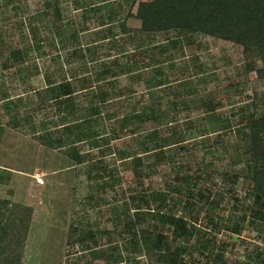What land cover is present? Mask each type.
I'll return each instance as SVG.
<instances>
[{"label":"rangeland","instance_id":"374dc122","mask_svg":"<svg viewBox=\"0 0 264 264\" xmlns=\"http://www.w3.org/2000/svg\"><path fill=\"white\" fill-rule=\"evenodd\" d=\"M131 4L132 0H0V169L11 172L0 170V200L32 209L22 264H113L115 257L117 264H160L123 232L132 214L129 188L138 193H170L184 178L191 179L194 212L182 206L185 182L180 184L181 193L170 194L162 208L189 218L195 227L181 264H261L264 222L257 217L260 208L253 201V184L244 176L248 154L239 131L244 112L264 113V74L255 71L263 69L264 50L200 34L136 33L141 24L129 16L136 11ZM80 8L88 11L87 18ZM108 13L117 14L111 26L116 37L102 41ZM121 24L132 32L120 34ZM56 27L61 29L59 35ZM74 32L79 47L92 45V58L87 53L84 60L70 57L74 49H82L72 42ZM167 39L180 44L166 54L152 50L151 43L158 48ZM140 43L148 46L151 51L145 54H154L156 62L136 49ZM16 50L23 53V61L10 58ZM135 63L136 69L121 73V68ZM248 64L254 71L248 70ZM103 67L120 72L111 78L114 86L103 89L90 84L95 88L85 89L73 79L81 75L92 80ZM157 69L168 83L156 90L160 100L153 107L160 113L167 111L170 122L147 121L141 131H134L131 124L120 125L122 116L147 113L155 105L146 80L156 77ZM64 78L71 79L76 91L70 97L76 105L73 110L47 100L43 90L48 81L59 83ZM184 80L194 84V93L183 91ZM100 88L112 96L87 126L96 135L95 144L71 143L78 140L83 125L73 128V140L64 148L46 147L44 137H68L62 126L79 124L89 107L97 105L92 97ZM182 91L187 109L181 105L173 109L171 102ZM209 99L220 104L212 115L231 121L230 127L214 134L210 114L202 106ZM154 129L162 139L180 133L184 137L183 143L163 149L166 161L159 164L152 154H141L140 143ZM72 151L84 157L81 165L71 158ZM120 152L141 155L140 177L133 175L130 159L121 160ZM225 174L238 179L228 182ZM177 198L181 204H174ZM88 232L92 239L77 241Z\"/></svg>","mask_w":264,"mask_h":264},{"label":"trees","instance_id":"16d2710c","mask_svg":"<svg viewBox=\"0 0 264 264\" xmlns=\"http://www.w3.org/2000/svg\"><path fill=\"white\" fill-rule=\"evenodd\" d=\"M106 1V0H105ZM136 6L135 14L129 15L140 21V28L136 30V33L146 34L150 36L165 35L168 33H175L178 36L200 34L209 36L214 39L230 42L235 45H239L243 48L253 50H264V0H152L149 2H138L132 0L131 7ZM82 11V17L87 18L88 11L85 8H80ZM79 11V12H80ZM89 12H93L91 9ZM94 16V15H93ZM117 17L116 13H108L106 15V23L102 26L107 27L102 32L101 40L113 39L116 37L112 31V25ZM123 21V20H122ZM120 34L129 35L132 30L128 29L125 24L119 25ZM57 35H59L60 27L55 28ZM72 42L75 46L79 47L78 33L74 32L71 35ZM152 50L160 52V54H166L171 48L180 44L179 41L166 40L164 45L155 47L154 43H151ZM92 45H84L82 49H74L71 52L70 57L85 59L86 53L92 58L95 54L91 52L89 47ZM147 45L140 43V46H136L138 51H142L145 54L151 50L147 49ZM147 49V50H146ZM84 52V54L82 53ZM141 54L140 56H143ZM10 58L14 62L23 61V53L19 50L12 51ZM151 56V61L156 62V58ZM88 58V57H86ZM264 65V60L262 61ZM248 70L254 71L252 64H248ZM136 63L134 65L125 66L121 68V73L125 72L123 69L130 72L136 69ZM256 74H264V66L261 70H255ZM155 76L146 80L147 90L149 97L155 105L148 110L147 113L133 112L125 116H122L119 123L122 126L131 124L134 131H141L143 125L147 121H153L156 124H166L170 121L167 120V111L160 113L159 110L153 106L158 104L160 97L156 90L161 87H165L168 83L164 77L163 72L160 69L154 71ZM120 75V72H116L111 67H103L98 75L92 80L85 77L76 76V83H81L83 86H87L85 89L95 88L93 85H99L103 87H112L116 81L111 79ZM161 76L163 79H159ZM73 77V76H72ZM79 79V81H77ZM71 79H62L59 83L49 82L44 92L47 94V100H54L58 102L59 106L64 108L74 109V101L71 100L76 91L72 87L69 81ZM112 80V81H111ZM183 81L181 83L183 91L187 95L194 93L195 86L191 82ZM104 89V88H103ZM93 90V89H91ZM152 90V91H151ZM151 91V92H150ZM177 92V100L171 102L173 109L181 105L182 108L187 109V102L182 99L181 96L184 92ZM131 94V93H129ZM185 94V95H186ZM112 95L107 91L95 92L93 95V101L97 103L94 106L89 107L88 113L84 117L78 119L72 124L62 126L64 131L68 135L67 138L57 137L53 139L43 138V144L48 148H64L68 145L67 142H71L73 128H79L83 126L82 130L77 133L78 140L71 143L82 141H93L95 144L96 135L94 131L87 127L94 122V118L100 115V106H104L110 101ZM178 96L182 100H178ZM193 101V100H191ZM66 102L65 105L63 103ZM202 106L208 114L207 118L211 121L210 133H218L223 129L230 127L229 119L219 120L212 114L214 113L219 103H215L212 99L203 102ZM240 121L245 120L242 125V131L244 138V150L248 154V158L244 163L245 178L252 182L253 201L260 208L257 212V217L264 222V113L257 115L256 112L245 114ZM213 127H212V126ZM184 137L182 134H178L169 139H162L159 137V131L154 129L149 133L143 142L140 143L142 148L141 154H152L155 164H159L166 161L164 155V148L166 146L178 145L183 143ZM169 140L173 143L169 144ZM119 157L121 160L126 158L130 159L132 163V172L135 177H140L142 169L141 155L129 156L126 152H120ZM71 158L75 161L76 165H81L84 160L82 155L72 151ZM6 171L10 175V171L7 169H0ZM224 179L228 182L235 183L238 179V175L225 174ZM181 182H185L187 185L186 196L182 203V206H186L187 209L194 212L196 198L192 191L188 188L191 184L190 178H184L179 182V185L170 188L168 192L153 191L150 193H138L133 188H129L132 201V214L128 217L127 223L123 226V232L131 236V242L138 245L145 254L153 257L160 264H181L183 256L187 251L186 243L196 233L195 227H192L190 219L183 216L171 213L168 211H162V208L166 207L170 201V196L178 195L181 193ZM184 183V184H185ZM171 194V195H170ZM181 200L177 198L174 204H181ZM152 206L154 208H152ZM197 211V210H196ZM32 217V209L28 207H22L11 203L9 200H0V264H22L23 252L25 248V241L29 232V226ZM212 221V219H211ZM164 230L169 231V234L163 233ZM235 232H239L237 229H233ZM86 239H92V233L88 232L87 235L77 238V241H84ZM207 246V245H206ZM204 248H206L204 246ZM102 255V251L97 252V257ZM113 264H117L119 258L112 259ZM250 264V263H245ZM261 264H264V259L261 258Z\"/></svg>","mask_w":264,"mask_h":264}]
</instances>
